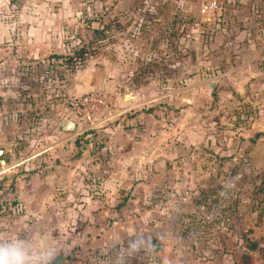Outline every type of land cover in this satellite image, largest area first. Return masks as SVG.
Segmentation results:
<instances>
[{"label":"rangeland","instance_id":"374dc122","mask_svg":"<svg viewBox=\"0 0 264 264\" xmlns=\"http://www.w3.org/2000/svg\"><path fill=\"white\" fill-rule=\"evenodd\" d=\"M223 4L0 0V181L64 184L53 191L66 197L71 227L52 262L206 264L208 239H229L208 236L210 192H194L208 166L228 194L237 181L253 182L264 201V154H252L264 136V18L247 13L243 24ZM93 96L103 103L86 111ZM139 113L148 124L130 127ZM192 125L213 136L195 177ZM93 206L103 212L100 228L114 226L115 235L95 234Z\"/></svg>","mask_w":264,"mask_h":264},{"label":"crops","instance_id":"0c3cea01","mask_svg":"<svg viewBox=\"0 0 264 264\" xmlns=\"http://www.w3.org/2000/svg\"><path fill=\"white\" fill-rule=\"evenodd\" d=\"M116 8L118 7L116 6ZM223 10L226 13L234 11L243 14L242 18L240 16L238 18L244 24L245 20L247 21L245 19L247 13L248 15L252 13L255 20L264 18V0H225V5L221 11ZM137 12L135 11L134 13ZM244 69H246V64L242 70ZM127 106L131 111L137 107L133 103H129ZM146 118H148V115L144 117L143 113H139L130 120V127L137 126L138 122L141 125L145 124L147 122ZM208 132V130L204 129L203 133H200L192 125V146L194 147L192 149V158H194L192 159V162H194L192 164V174L194 177L198 175L196 158L200 152L206 153V148L213 139V136ZM261 136L257 134L254 139L257 142L253 141V143H257L252 150L253 155L264 154V136ZM134 153H139L142 156L146 154V151L140 150ZM131 155L132 151L129 152L130 157ZM128 167H131V165L125 166V169ZM208 167L204 175L206 178L203 181L204 186H202L200 179H194L195 184L192 181L194 192L196 193L198 190H204L205 193L210 192L205 198L207 203L205 218L210 223L208 236L213 237L223 234L224 241L226 237L229 239L224 243H220L216 239H208L209 250L206 253V264H264L263 198L255 190L256 186L252 184L253 182L251 185L246 182L241 184L237 181L235 184L236 192L228 194L224 190L227 187V182H222V179H219L220 173L213 174V179L208 178L211 176ZM17 169L18 167L11 169L2 167L1 174L5 172H7L5 174L13 173ZM23 170H26V168ZM63 185L60 181L37 179L36 176L31 179L19 176L16 179L0 181V238L9 236L23 237L32 246L34 252L45 248L57 250L59 246L62 247L63 243H68L66 237L69 235L71 226L68 220L69 214L63 208L66 206L64 203L66 197H56L53 191L57 186L62 187ZM109 185H112V183L110 182L107 186ZM250 190H253L252 193ZM196 210H198L197 207L195 212ZM102 213V211L99 212V209L93 206L91 214L81 213L80 219H86L87 215L90 216L92 218V228L98 236L102 235L100 233H104L105 236L115 235L114 226L106 229L100 228L97 221L101 219ZM219 216L223 221H229V224H221L215 228L212 222ZM82 228L83 225L77 224V231L81 232ZM231 237L235 238V244L234 239H230ZM102 241L104 240L98 239L93 243V246L97 245L98 242L101 244ZM97 249H99L98 246H96L95 250ZM233 252H235L234 263ZM119 264L124 263L120 262Z\"/></svg>","mask_w":264,"mask_h":264},{"label":"clouds","instance_id":"9594fccd","mask_svg":"<svg viewBox=\"0 0 264 264\" xmlns=\"http://www.w3.org/2000/svg\"><path fill=\"white\" fill-rule=\"evenodd\" d=\"M55 257V250L50 248L34 252L23 237L0 238V264H51Z\"/></svg>","mask_w":264,"mask_h":264},{"label":"built area","instance_id":"2783aa9c","mask_svg":"<svg viewBox=\"0 0 264 264\" xmlns=\"http://www.w3.org/2000/svg\"><path fill=\"white\" fill-rule=\"evenodd\" d=\"M211 8H215V9H216V8H217V4H216L215 2L210 3L209 5H207V6L205 7L204 12H206L207 10H209V9H211ZM89 103H91V105L93 106V108H94L95 110H99V107L101 106V105H99V104H102V103H103V100H102L101 97H99V96H93V97H91V98L84 99L82 105L85 106L84 109H85L86 111H87V110H90ZM98 105H99V107H98ZM72 107L75 108V109H79V105H78V103H76V102H73V103H72ZM90 111H91V110H90ZM186 200H187V197H184V201H186ZM79 264H85V263L80 262Z\"/></svg>","mask_w":264,"mask_h":264},{"label":"water","instance_id":"95a60500","mask_svg":"<svg viewBox=\"0 0 264 264\" xmlns=\"http://www.w3.org/2000/svg\"><path fill=\"white\" fill-rule=\"evenodd\" d=\"M196 62V55L195 53L192 56V63L194 64ZM211 87L213 88L214 85L211 84ZM63 129L68 130L70 132L74 131L76 129L75 123L72 120L67 119L63 124ZM63 261V257H58L54 262L51 264H61Z\"/></svg>","mask_w":264,"mask_h":264}]
</instances>
